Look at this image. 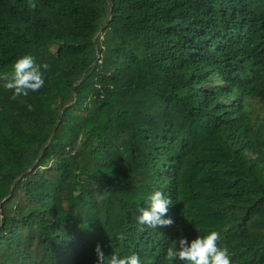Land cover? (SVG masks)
Returning a JSON list of instances; mask_svg holds the SVG:
<instances>
[{"label":"trees","instance_id":"1","mask_svg":"<svg viewBox=\"0 0 264 264\" xmlns=\"http://www.w3.org/2000/svg\"><path fill=\"white\" fill-rule=\"evenodd\" d=\"M28 3L0 0V78L50 67L17 100L0 79V264H95L97 243L173 264L211 231L264 264V0ZM154 191L171 226L136 222Z\"/></svg>","mask_w":264,"mask_h":264},{"label":"clouds","instance_id":"2","mask_svg":"<svg viewBox=\"0 0 264 264\" xmlns=\"http://www.w3.org/2000/svg\"><path fill=\"white\" fill-rule=\"evenodd\" d=\"M28 6L32 9L37 7L35 0H29ZM47 63L37 64L30 55L18 58L10 76H5L3 88L11 91V100H17L20 97H27L30 92H38L45 84V73L49 70ZM32 110L31 105H26ZM172 204L170 198L165 197L161 191H154L149 198V207L140 208L139 215L135 217L136 222L148 228L157 226H171L174 221L172 218L164 217ZM124 237L121 235L120 237ZM220 235L217 231H211L205 236H197L188 241L185 237L172 240L171 246L166 250L164 259L172 261H182L184 264H231L229 250L226 247H219L217 241ZM96 261L95 264H142L141 257L136 252L130 254L118 255L111 254L106 256L102 246L97 243L95 246Z\"/></svg>","mask_w":264,"mask_h":264},{"label":"rangeland","instance_id":"3","mask_svg":"<svg viewBox=\"0 0 264 264\" xmlns=\"http://www.w3.org/2000/svg\"><path fill=\"white\" fill-rule=\"evenodd\" d=\"M111 87L115 86V84H110ZM76 99V96H74ZM14 205V196L9 200L8 203L5 204V211L10 212V208Z\"/></svg>","mask_w":264,"mask_h":264}]
</instances>
